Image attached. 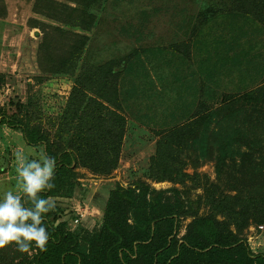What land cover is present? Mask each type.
Segmentation results:
<instances>
[{"label":"rangeland","instance_id":"374dc122","mask_svg":"<svg viewBox=\"0 0 264 264\" xmlns=\"http://www.w3.org/2000/svg\"><path fill=\"white\" fill-rule=\"evenodd\" d=\"M253 1L0 0V105L10 115L17 113L54 136L84 63L104 74L120 73L114 106L124 118L119 164L109 175L77 169L79 196L64 192L52 199L68 231L80 238L100 234L109 185L129 189L136 181L146 183L172 205L181 222L180 236L193 220L211 213L208 206L197 205L207 183L220 184L219 192L264 197V176H258L264 163L257 170L250 162L239 170L233 167L219 181L211 160L219 151L204 154L203 118L212 109L218 113L224 98L264 88V0L261 9ZM209 10L215 16L203 23L200 15ZM78 38L86 44L76 53ZM255 100L235 101V108L242 109L237 123L250 131L259 124L250 119L252 112L264 108ZM197 119L200 128L186 129L195 133H177L170 144L177 160L187 164L185 172L196 179L176 184L154 180L153 160L163 137ZM254 133L253 138L264 141V129ZM242 147L256 157L264 153L259 145L250 151ZM17 151L28 159L44 156L43 148L28 147L19 131L1 127L0 200L9 189L18 191ZM262 225L251 224L243 233L256 254L264 253ZM36 247L33 243L27 253L15 245L8 250L21 261L34 255Z\"/></svg>","mask_w":264,"mask_h":264},{"label":"trees","instance_id":"16d2710c","mask_svg":"<svg viewBox=\"0 0 264 264\" xmlns=\"http://www.w3.org/2000/svg\"><path fill=\"white\" fill-rule=\"evenodd\" d=\"M253 2L261 9V0ZM215 13L209 10L200 18L205 23ZM84 25L86 30L92 26L89 21ZM85 44L83 38H78L73 50L81 52ZM71 63V60L66 62ZM83 68L54 136L40 124H32L17 113L10 115L0 105V128L7 126L19 131L28 147H42L44 155L56 160L55 188L41 193L44 198L54 199L65 194L79 196V168L109 175L119 164L124 118L115 112L114 106L119 99L117 74L120 73L113 70L104 74L102 69L85 63ZM242 97L256 98L255 102L264 106V88H260L239 98H224L218 113L212 109L203 118L208 145L204 154L212 155L214 148L219 151L211 159L219 181L233 167L239 170L250 162L255 163L252 169L257 170L259 164L264 163V153L256 157L242 147L245 146L244 150L258 145L264 148V141L253 138L255 130L264 129V108L252 112L250 119L259 124L250 131L246 124L237 123L242 109L235 108V101ZM201 123L197 119L192 125L163 137L153 160L154 180L176 184L196 179V175L185 172L187 164L177 160L170 144L175 134L179 133L180 137L188 131L189 135L192 131L186 129L200 128ZM262 170L258 176H264V168ZM219 189L217 183L204 185V195L197 205L208 206L211 213L188 224L183 236H180L181 222L172 205L142 181H136L129 189L116 186L110 190L99 235L80 238L68 231L62 222V211L56 206L43 218L49 233L46 250L36 247L34 255L18 261V256L9 255L6 248L0 250V264H264V253H253L243 237L251 224L264 223V197L244 198L240 194L219 192ZM26 206L30 207L31 202Z\"/></svg>","mask_w":264,"mask_h":264},{"label":"clouds","instance_id":"9594fccd","mask_svg":"<svg viewBox=\"0 0 264 264\" xmlns=\"http://www.w3.org/2000/svg\"><path fill=\"white\" fill-rule=\"evenodd\" d=\"M15 156L18 191L14 194L9 189L0 200V250L15 245L19 252L27 253L33 243L46 250L49 233L43 218L55 210L56 204L41 193L55 188L56 160L46 155L39 160H29L21 151ZM28 201L30 207L26 206Z\"/></svg>","mask_w":264,"mask_h":264},{"label":"built area","instance_id":"2783aa9c","mask_svg":"<svg viewBox=\"0 0 264 264\" xmlns=\"http://www.w3.org/2000/svg\"><path fill=\"white\" fill-rule=\"evenodd\" d=\"M78 223H79V220H76V224H78ZM259 228H260V230L264 231V225L260 226Z\"/></svg>","mask_w":264,"mask_h":264},{"label":"crops","instance_id":"0c3cea01","mask_svg":"<svg viewBox=\"0 0 264 264\" xmlns=\"http://www.w3.org/2000/svg\"><path fill=\"white\" fill-rule=\"evenodd\" d=\"M105 189H107V191H108V193H109V192H110V190H111V189H113V188H111V187H110V185H109V186H106V188H105Z\"/></svg>","mask_w":264,"mask_h":264}]
</instances>
